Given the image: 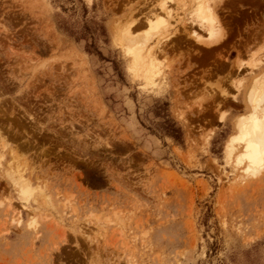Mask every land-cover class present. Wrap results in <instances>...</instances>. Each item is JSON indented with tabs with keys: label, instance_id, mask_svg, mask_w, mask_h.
I'll return each mask as SVG.
<instances>
[{
	"label": "rangeland",
	"instance_id": "1",
	"mask_svg": "<svg viewBox=\"0 0 264 264\" xmlns=\"http://www.w3.org/2000/svg\"><path fill=\"white\" fill-rule=\"evenodd\" d=\"M197 3L0 0V264H264V166L237 123L264 76V0L219 6L213 48ZM130 24L151 36L140 67Z\"/></svg>",
	"mask_w": 264,
	"mask_h": 264
},
{
	"label": "bare ground",
	"instance_id": "2",
	"mask_svg": "<svg viewBox=\"0 0 264 264\" xmlns=\"http://www.w3.org/2000/svg\"><path fill=\"white\" fill-rule=\"evenodd\" d=\"M226 2H227V0H198L196 10L199 13V16L200 17L202 16L203 20L208 23V25L210 27L209 32L211 33V37H210V39H207V40L206 39L203 40L196 35L194 37L197 39V41L199 43H201L202 45H204L207 48L215 47V45H217L222 40V37L227 35V31H226V28L224 26V22H223L220 14H219V6L226 4ZM161 9L166 12V14L164 12V14L166 15V16H164V18L166 17L165 19H163V18L160 19L157 17V15L152 16V14L150 17L148 16L149 18H148L147 22L149 25H151V29H153V30L159 31V28L161 29V27L167 26V24H169V22H171V21H169V19L174 15V12H175L174 11L175 9L173 10L171 8L174 11V12H172V10L170 9V6L167 5L166 1H165V3L163 2L161 4ZM152 13H154V12L152 11ZM170 20H172V19H170ZM132 27L133 26L130 24V26H127L125 28L124 33H123V36H124L123 38L126 42L123 41V43L125 42L128 51H130V53L133 54L132 57H134V59L136 61V63H134V65L136 67H140L142 65V63H144L147 60V58H149V55L153 54L152 50L149 49V43L151 40V36H148V37L145 36V38H140V36L136 37V36H134V32H133ZM135 28H136V25H135ZM152 32H154V31H152ZM155 33H156V31H155ZM120 35L122 37V34H120ZM141 37H143V36H141ZM157 45H158L157 47L159 49L158 51H160L161 53L164 52V49H163L164 44L160 42V44H157ZM235 63L237 65H240L239 62H235ZM150 64H152V62ZM256 77H255V79H256ZM260 77L261 76L257 77L256 82L254 79L255 84L254 83H253L254 85L251 84L250 89H252V90L250 93L248 92L249 94H248L247 100L250 104L249 114L240 116L239 121L237 122L238 127H239V132H240V138L244 142V152L242 153V158H244L246 160L245 162H247L246 166H248V170H250V172H254V173L257 172L260 168H262L264 166V76L262 78H260ZM258 78L260 80H258ZM11 113H12V111H11ZM33 120H34V118H33ZM4 145L5 146L7 145L6 142H4ZM242 158H240V159H242ZM251 170H253V171H251ZM12 178H14V177H12ZM14 180H15V178H14ZM15 182L19 186H21V188H23V191L25 193L28 192V190H29L28 188H30L29 187L30 181H28L26 178H24L23 174L19 173V178Z\"/></svg>",
	"mask_w": 264,
	"mask_h": 264
},
{
	"label": "trees",
	"instance_id": "3",
	"mask_svg": "<svg viewBox=\"0 0 264 264\" xmlns=\"http://www.w3.org/2000/svg\"><path fill=\"white\" fill-rule=\"evenodd\" d=\"M79 35H80L79 39L84 38L86 36V32L79 33ZM90 46L93 47V45ZM97 53L99 55H102V53L99 50H97ZM168 134L171 137H173L176 141L182 142V137H183L182 129L180 126H178L176 122L173 121L171 124H169Z\"/></svg>",
	"mask_w": 264,
	"mask_h": 264
}]
</instances>
